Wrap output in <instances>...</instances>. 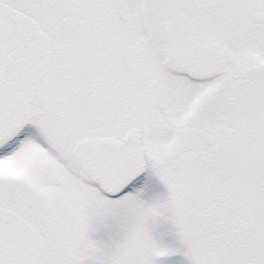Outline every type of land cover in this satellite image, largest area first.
Wrapping results in <instances>:
<instances>
[{"label": "snow or ice", "instance_id": "snow-or-ice-1", "mask_svg": "<svg viewBox=\"0 0 264 264\" xmlns=\"http://www.w3.org/2000/svg\"><path fill=\"white\" fill-rule=\"evenodd\" d=\"M0 264H264V0H0Z\"/></svg>", "mask_w": 264, "mask_h": 264}]
</instances>
